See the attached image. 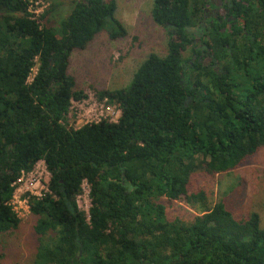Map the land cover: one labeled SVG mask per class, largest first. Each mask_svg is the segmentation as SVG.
Instances as JSON below:
<instances>
[{
  "label": "trees",
  "instance_id": "1",
  "mask_svg": "<svg viewBox=\"0 0 264 264\" xmlns=\"http://www.w3.org/2000/svg\"><path fill=\"white\" fill-rule=\"evenodd\" d=\"M29 1L0 0V264H16L1 259L22 225L13 184L39 161L50 178L30 198L33 264H264L260 209L215 194L264 150V0H153L166 54L96 92L119 108L115 123L77 129L70 56L102 32L127 36L117 2L53 0L35 19ZM84 181L88 213L76 203Z\"/></svg>",
  "mask_w": 264,
  "mask_h": 264
},
{
  "label": "rangeland",
  "instance_id": "2",
  "mask_svg": "<svg viewBox=\"0 0 264 264\" xmlns=\"http://www.w3.org/2000/svg\"><path fill=\"white\" fill-rule=\"evenodd\" d=\"M44 5V10L53 0H30ZM63 2V0H60ZM115 16L127 30V36L117 41H109L104 32L100 33L85 51H74L70 56L68 73L75 79V90L81 91L84 99L74 102L67 115L68 127L77 129L86 123L96 120L98 114L92 112L91 117L84 116L80 111L82 105L87 111L96 104L102 108L100 119L114 122L119 117V108L115 104H108L96 97V92L126 87L130 82L139 64L151 53L164 56L166 54L165 31L156 25L152 19L151 11L153 0H116ZM66 9H60L54 14L52 24L58 20L56 17L66 16ZM217 10V9H215ZM218 12V10H217ZM211 13V12H210ZM209 13V14H210ZM186 53L185 56H188ZM35 71V70H34ZM80 111V112H79ZM216 197L224 196L231 204H237L243 209L252 206L260 209L264 222V150L256 158L245 163L238 171L220 176L217 180ZM241 189L238 198L237 190ZM262 201V204H261ZM77 204L80 211L88 212L90 200L88 197V184L83 190ZM185 210L175 207L177 214L187 216L186 211L197 214L184 205ZM174 214V213H172ZM20 229L9 237L13 245L7 247L6 263L33 264L35 261L34 246L31 244L33 236V219L28 216L21 221Z\"/></svg>",
  "mask_w": 264,
  "mask_h": 264
},
{
  "label": "built area",
  "instance_id": "3",
  "mask_svg": "<svg viewBox=\"0 0 264 264\" xmlns=\"http://www.w3.org/2000/svg\"><path fill=\"white\" fill-rule=\"evenodd\" d=\"M44 8H45L44 5H42L41 3L39 5V3L35 2L34 4H31L30 12L35 14L34 18L36 19L39 14L43 13ZM104 101L106 102V100ZM74 102L76 101H71V106L74 104ZM92 106L94 107L93 111L91 109L92 107L88 108L86 111L83 105L80 111H82L84 113V116L86 117H91L92 112L94 114L96 113L99 116H102V108L101 107L98 108L96 104H93ZM99 116H96L97 121L93 120V122L90 123H97L100 122L101 120H106V119L98 118ZM119 116H120V111H119ZM116 121L112 123H115ZM49 178L50 175L47 172L44 162L39 161L34 165L33 169L30 172H26V173L22 172L20 177L13 184L14 189L11 200L9 201V206L20 220L25 219L30 215V198L41 199L45 194L49 193V188H48ZM84 184L87 185V182L86 181L83 182L82 190ZM88 193H89V185H88ZM79 196H77V198H79ZM77 198H76V203H77Z\"/></svg>",
  "mask_w": 264,
  "mask_h": 264
},
{
  "label": "flooded vegetation",
  "instance_id": "4",
  "mask_svg": "<svg viewBox=\"0 0 264 264\" xmlns=\"http://www.w3.org/2000/svg\"><path fill=\"white\" fill-rule=\"evenodd\" d=\"M213 1H216V2H215L216 5H219V4H220V0H213ZM217 14H218L217 10H215V9H212V10H211L210 15H214V16H216Z\"/></svg>",
  "mask_w": 264,
  "mask_h": 264
}]
</instances>
